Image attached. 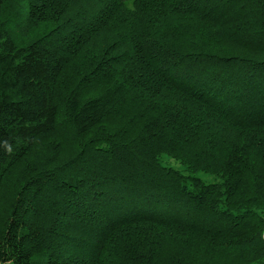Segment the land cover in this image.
<instances>
[{"label": "trees", "instance_id": "16d2710c", "mask_svg": "<svg viewBox=\"0 0 264 264\" xmlns=\"http://www.w3.org/2000/svg\"><path fill=\"white\" fill-rule=\"evenodd\" d=\"M263 234L264 0H0V264H264Z\"/></svg>", "mask_w": 264, "mask_h": 264}, {"label": "rangeland", "instance_id": "374dc122", "mask_svg": "<svg viewBox=\"0 0 264 264\" xmlns=\"http://www.w3.org/2000/svg\"><path fill=\"white\" fill-rule=\"evenodd\" d=\"M168 162H169V161H168ZM170 162H173V161L170 160ZM173 166H176V164L173 165ZM176 167L179 168L178 165H177ZM200 176H201L203 179H208V180H212V179H213L212 176H210V175H203V174H200ZM2 264H8V263H2Z\"/></svg>", "mask_w": 264, "mask_h": 264}, {"label": "built area", "instance_id": "2783aa9c", "mask_svg": "<svg viewBox=\"0 0 264 264\" xmlns=\"http://www.w3.org/2000/svg\"><path fill=\"white\" fill-rule=\"evenodd\" d=\"M263 237H264V234H263Z\"/></svg>", "mask_w": 264, "mask_h": 264}]
</instances>
